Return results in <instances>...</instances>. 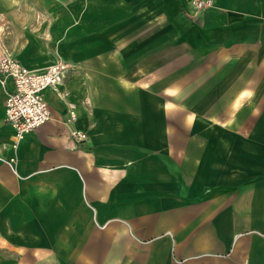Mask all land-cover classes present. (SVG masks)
I'll return each mask as SVG.
<instances>
[{
    "label": "crops",
    "instance_id": "obj_1",
    "mask_svg": "<svg viewBox=\"0 0 264 264\" xmlns=\"http://www.w3.org/2000/svg\"><path fill=\"white\" fill-rule=\"evenodd\" d=\"M211 1L0 0L68 65L17 147L0 81V264H264V0Z\"/></svg>",
    "mask_w": 264,
    "mask_h": 264
},
{
    "label": "built area",
    "instance_id": "obj_2",
    "mask_svg": "<svg viewBox=\"0 0 264 264\" xmlns=\"http://www.w3.org/2000/svg\"><path fill=\"white\" fill-rule=\"evenodd\" d=\"M192 4L199 11L213 6L211 0H192ZM67 69L68 65L55 63L36 72L9 55L0 58V81L13 80V90L6 101V121L14 129L15 147L51 120V107L44 93L63 83ZM70 119L75 120L76 114L72 113ZM72 136L78 141L86 140V134L81 131H73Z\"/></svg>",
    "mask_w": 264,
    "mask_h": 264
}]
</instances>
